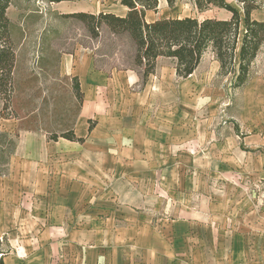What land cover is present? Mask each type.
Masks as SVG:
<instances>
[{
    "label": "rangeland",
    "instance_id": "1",
    "mask_svg": "<svg viewBox=\"0 0 264 264\" xmlns=\"http://www.w3.org/2000/svg\"><path fill=\"white\" fill-rule=\"evenodd\" d=\"M227 1L242 15L237 0ZM246 1L258 7L252 10L251 18L264 20V0ZM53 3L56 2L11 0L7 16L24 32L19 38V31L14 29L11 35L13 41L19 40L21 45L16 51L15 72L19 89L13 95L14 104L11 102L10 108L13 105L22 112L33 111L36 115L34 124L42 129H19L16 118L1 120V129L10 134L15 150L8 163L0 166L4 169L0 170V175H5L11 165L34 166L46 172L49 187L60 182L57 174L62 170L63 162L69 160L63 152L67 150L55 151L54 145L63 138L49 140L45 131L62 128V123H67L70 116L77 120L81 105L73 95L72 77L75 75L64 73L62 62L66 57L75 61L86 56L93 61L94 68L111 77H119L128 70L139 73L137 83L123 86L121 77L120 83H114L116 92L109 97L115 101H112L113 107L110 106L108 115L117 119L125 113V108L131 117L144 119L152 129V141L141 144L143 155L140 159L134 157L137 152L133 143L110 142L108 174L98 170L88 179H62V182L71 183L79 193L76 201L79 207L75 211L82 214L77 213V216L76 212L73 214L71 209L67 210L65 219L59 224L61 228H91L94 224L79 222L80 216L90 213L89 191L94 188L93 195L97 198L103 186L102 191H109L106 198L114 200L121 194L118 185L123 187V192L127 189V195L141 189L142 193L148 192L157 198V216L165 213L163 204L169 206L182 202L191 204L197 212L222 211L226 224L237 227L240 221L247 222L243 215L250 207L258 215L256 223L261 222L264 227V45L250 64L251 78L240 88L232 87V74L219 73L210 50L203 54L194 72L184 78L176 75L170 58L160 57L164 73L155 69L143 82L141 69L133 61V42L126 33L114 34L102 24L93 35L73 13L59 11ZM153 11L159 18L230 17V12L216 7L198 12L187 0H178L172 7L160 8L158 1ZM242 31L241 21L240 35ZM118 84L126 89L123 98L119 96ZM147 86L150 87V95L145 103H141L142 110L132 109L135 105L132 96ZM84 141L74 142L85 149ZM124 149L127 150L125 154ZM35 157L38 159L32 160ZM83 161L91 165L87 159ZM33 209L32 213L41 214L47 208L35 206ZM102 216L98 215L99 218ZM30 226L36 232L47 228L52 231L55 227L50 220L44 225L31 222ZM256 243L258 245L254 246V253L249 254L248 259L251 264H264V237ZM3 254L0 252V256ZM53 259L51 256V261Z\"/></svg>",
    "mask_w": 264,
    "mask_h": 264
},
{
    "label": "crops",
    "instance_id": "2",
    "mask_svg": "<svg viewBox=\"0 0 264 264\" xmlns=\"http://www.w3.org/2000/svg\"><path fill=\"white\" fill-rule=\"evenodd\" d=\"M158 1L159 8L169 7L166 0ZM53 4L59 11L69 13L111 12L124 16L128 10L119 0H72ZM145 18L146 21L159 19L154 16L153 10H146ZM159 59L160 57L157 58L155 69L164 73ZM215 67H219L217 61ZM62 70L78 77L83 93L75 133L78 137L86 138L82 144L85 149L66 139H60L55 144L57 146L54 145L55 151L61 148L67 150L63 152L69 158L63 162V172L60 170L57 174L60 182L55 186L49 187L46 172L34 166L24 168L21 165H11L5 175H0V252L4 253L0 258L3 263L251 264L248 256L254 253V246L258 245L256 241L263 240L264 227L261 222L256 223L258 215L250 207L243 215L247 222L240 221L239 226L234 227L226 224L222 211L197 212L189 203L169 206L163 204L165 213L161 212V216H157V198L151 197L150 193H142L141 189H136L133 195H127V187L123 192V187L118 185L122 195L119 194V198L112 200L106 198L109 191H102L101 186V195L97 198L93 195L95 189L87 188L90 190L88 200L92 204L89 206L90 213L79 218V222L94 225L89 229L75 230L60 227L67 210L71 209L73 214L79 213L75 209L79 207L76 201L80 196L71 183L62 182V179H88L98 170L102 174H108L110 142L133 143L134 151L137 152L134 157L140 159L143 155L141 144L152 141V129L144 119L131 117L125 108V113L117 119L108 115L110 106L113 107L112 101H115L109 97L112 92H116L114 89L117 85L114 86V83H120L119 77L123 86L137 83L139 73L128 70L119 77H111L105 71L94 68L93 61L86 56L75 61L63 58ZM172 73L171 71L170 74ZM118 87L119 96L123 98L126 89L120 84ZM149 95L148 86L143 91L134 93L132 99L135 105L132 109L142 110L141 103H145ZM89 119L95 120L90 131ZM126 151L124 149L123 153ZM37 159L35 157L32 160ZM85 159L91 163L90 166L83 161ZM141 162L142 159L139 163ZM35 206L47 209L41 214H34L32 212ZM180 207V213L176 214ZM99 214L103 216L99 218ZM49 220L55 225L52 231L47 228L36 232L30 226L31 222L44 225ZM60 252H63L62 255L56 257ZM51 256L54 257L52 261Z\"/></svg>",
    "mask_w": 264,
    "mask_h": 264
},
{
    "label": "trees",
    "instance_id": "3",
    "mask_svg": "<svg viewBox=\"0 0 264 264\" xmlns=\"http://www.w3.org/2000/svg\"><path fill=\"white\" fill-rule=\"evenodd\" d=\"M177 1L166 0L169 7ZM187 1L191 2L198 12L216 7L230 12V17L227 19L215 17L198 19L192 16H177L146 21L145 11L156 10L158 0H119L121 4L128 7L124 16L111 12L97 14L75 12L73 15L83 21L93 35L97 34L96 31L102 24L114 34L126 33L133 42L135 48L133 61L136 67L141 69L143 82H146L148 76L154 73L158 57L170 58L175 65L176 75L184 78L194 72L203 54L210 50L214 59L219 63V73L233 75V88L243 87L251 78L250 64L264 45V20L251 18L252 10L258 7L247 3L246 0H237L242 10L241 15L239 9L227 0ZM10 4L11 0H0V166L3 167L14 152L15 143L10 134L1 129V120L16 118L19 121V129H42L34 124L36 115L33 111L22 112L13 105L10 108V104H14L13 95L19 89L15 72L16 51L21 45L19 40L14 42L11 35L14 29L19 31V38L23 37L24 32L20 26L8 18L6 10ZM241 21L243 31L240 35ZM39 61L41 63L42 59ZM72 80L74 82L73 95L81 105L83 93L78 77L73 76ZM75 120L76 117L70 116L67 123H62V128L53 131L46 130L48 139L56 141L63 138L83 142L84 138L74 133ZM88 122L90 123L88 131H90L95 120L89 119ZM0 264H4L1 258Z\"/></svg>",
    "mask_w": 264,
    "mask_h": 264
}]
</instances>
